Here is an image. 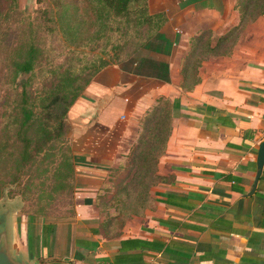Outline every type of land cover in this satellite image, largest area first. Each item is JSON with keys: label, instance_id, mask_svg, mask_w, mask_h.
Returning a JSON list of instances; mask_svg holds the SVG:
<instances>
[{"label": "crops", "instance_id": "1", "mask_svg": "<svg viewBox=\"0 0 264 264\" xmlns=\"http://www.w3.org/2000/svg\"><path fill=\"white\" fill-rule=\"evenodd\" d=\"M238 2L187 0L185 6L178 0V20L163 9L171 30L162 34L173 48L149 59L160 69L165 63L164 71L144 69L145 63L132 70L112 65L92 78L68 111L76 125L72 213L39 218L34 228L30 220L22 223L21 246L11 234L14 258L26 264H264V163L257 164L264 141V13L239 30L229 53L217 46L240 23ZM185 8L198 20L184 22ZM203 31L210 32L203 39L210 51L197 67L198 82L185 87L184 59ZM160 99L171 104V129L156 164L160 180L140 214L111 220L114 209L102 205L108 169L127 159Z\"/></svg>", "mask_w": 264, "mask_h": 264}, {"label": "trees", "instance_id": "2", "mask_svg": "<svg viewBox=\"0 0 264 264\" xmlns=\"http://www.w3.org/2000/svg\"><path fill=\"white\" fill-rule=\"evenodd\" d=\"M241 1L237 6L240 23L229 31L240 30L264 13V0H256L254 6L251 0ZM98 3L101 9L111 12L115 18H127L130 22L129 17L135 15L136 25L156 22L161 26L166 22L163 13H149L147 0H98ZM209 33L203 31L193 41L192 49L184 59L182 76L185 87L198 82L197 67L208 55H205L206 51H210L203 42ZM155 36L168 42L161 34ZM35 38L33 24L27 21V17H22L18 0H0V92L5 94L0 103V199L9 184L21 182L28 162L47 150H53L64 139L65 119L70 107L98 72L93 65L87 64L78 70L72 66L65 69L57 66L44 77L40 88H34L39 74L37 67L41 65L45 52L43 44L36 42ZM226 39V34L221 36L217 46ZM165 68L163 63L162 69ZM170 129L171 104L160 99L142 121L136 142L131 147L130 165L126 171L128 176L132 175V182L122 187L127 194L123 198L106 196V191L103 194L102 205L116 209L111 220L123 221L149 206L151 187L160 180L156 164L164 151ZM62 156L63 175L71 178L74 173V189L73 152L69 155L68 148ZM136 189L138 192L135 193ZM7 193L11 195L9 190Z\"/></svg>", "mask_w": 264, "mask_h": 264}, {"label": "rangeland", "instance_id": "3", "mask_svg": "<svg viewBox=\"0 0 264 264\" xmlns=\"http://www.w3.org/2000/svg\"><path fill=\"white\" fill-rule=\"evenodd\" d=\"M177 1L150 0L148 11L150 14H164L163 9H165L169 18L178 20ZM180 1L183 4L187 0ZM255 1L251 0L252 6L255 5ZM18 5L22 11V17H27V21L33 24L35 41L42 43L45 47L41 65L37 67L39 74L33 85L34 88H40L44 77L57 66L64 69L72 66L74 70H78L83 65H93L96 70L98 69L93 78L112 65L132 70L138 64L145 63L144 69L164 71L157 65L155 67L151 64L149 59H154V55L159 52H170L173 48L168 38V42H164L163 39L155 36V34L163 35L162 33L170 34L171 27L169 24L165 25L166 22L161 26H157L156 22L136 25L135 15L129 17L130 22L127 18H115L111 12L99 7L98 0H18ZM249 10H252L250 6ZM194 15L191 11L190 17L185 8L184 22L187 19L191 22H193L192 19L198 20ZM207 17L209 16L205 15V18ZM164 29L165 31L162 32ZM239 33V30L226 33L227 39L221 47L222 52L231 51ZM207 54H209L208 50L205 55ZM193 62L195 63V60ZM4 96V91H1L0 103ZM74 115L72 113L69 118L67 113L64 139L58 142L53 150H47L37 155L30 163L28 162L23 169L21 182L9 184L3 191L0 199V232L8 231L9 234L15 235V246L19 243L20 246L23 244L21 224L25 221L29 224L30 220L34 228L38 225L36 221H39V218L57 219L72 213L74 173L71 178H65L63 175L62 154L66 153L68 148L69 155L71 151L73 152L72 139L76 127ZM126 157L123 163L108 169L106 196L123 198L127 194L122 191V187L132 182V175H127L126 169L131 159L129 155ZM71 162L76 172V164L72 160ZM8 190L10 196H8ZM134 192H138V189Z\"/></svg>", "mask_w": 264, "mask_h": 264}, {"label": "water", "instance_id": "4", "mask_svg": "<svg viewBox=\"0 0 264 264\" xmlns=\"http://www.w3.org/2000/svg\"><path fill=\"white\" fill-rule=\"evenodd\" d=\"M264 163V141L261 142L258 155L257 164L261 168ZM11 234L8 231L0 232V264H26L24 261L17 260L11 253Z\"/></svg>", "mask_w": 264, "mask_h": 264}, {"label": "built area", "instance_id": "5", "mask_svg": "<svg viewBox=\"0 0 264 264\" xmlns=\"http://www.w3.org/2000/svg\"><path fill=\"white\" fill-rule=\"evenodd\" d=\"M263 103H264V100H263ZM262 135L264 136V130L262 131Z\"/></svg>", "mask_w": 264, "mask_h": 264}]
</instances>
